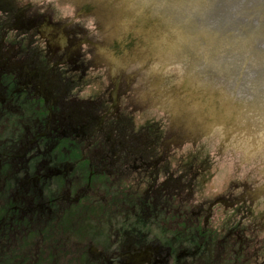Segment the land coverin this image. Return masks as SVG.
I'll use <instances>...</instances> for the list:
<instances>
[{
  "label": "flooded vegetation",
  "instance_id": "flooded-vegetation-1",
  "mask_svg": "<svg viewBox=\"0 0 264 264\" xmlns=\"http://www.w3.org/2000/svg\"><path fill=\"white\" fill-rule=\"evenodd\" d=\"M95 12L0 0V264H264V162L140 95Z\"/></svg>",
  "mask_w": 264,
  "mask_h": 264
},
{
  "label": "water",
  "instance_id": "water-1",
  "mask_svg": "<svg viewBox=\"0 0 264 264\" xmlns=\"http://www.w3.org/2000/svg\"><path fill=\"white\" fill-rule=\"evenodd\" d=\"M68 1L94 5L105 36L126 43L133 58L115 62L146 70H138L140 95L165 98L184 125L211 120L218 146L230 144L243 164H263L264 0Z\"/></svg>",
  "mask_w": 264,
  "mask_h": 264
},
{
  "label": "rangeland",
  "instance_id": "rangeland-1",
  "mask_svg": "<svg viewBox=\"0 0 264 264\" xmlns=\"http://www.w3.org/2000/svg\"><path fill=\"white\" fill-rule=\"evenodd\" d=\"M158 116H162L161 114H158Z\"/></svg>",
  "mask_w": 264,
  "mask_h": 264
},
{
  "label": "clouds",
  "instance_id": "clouds-1",
  "mask_svg": "<svg viewBox=\"0 0 264 264\" xmlns=\"http://www.w3.org/2000/svg\"><path fill=\"white\" fill-rule=\"evenodd\" d=\"M91 26V25H90Z\"/></svg>",
  "mask_w": 264,
  "mask_h": 264
}]
</instances>
